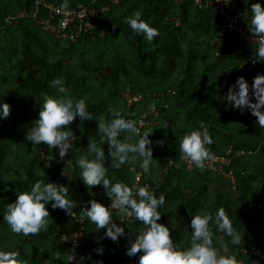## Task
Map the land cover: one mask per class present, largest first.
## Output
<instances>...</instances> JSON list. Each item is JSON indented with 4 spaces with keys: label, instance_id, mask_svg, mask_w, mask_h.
<instances>
[{
    "label": "trees",
    "instance_id": "1",
    "mask_svg": "<svg viewBox=\"0 0 264 264\" xmlns=\"http://www.w3.org/2000/svg\"><path fill=\"white\" fill-rule=\"evenodd\" d=\"M33 1L34 0H29L27 2V8L25 7L31 13L35 9L33 7ZM49 1L57 5H61L62 3V0ZM5 2L4 0H0V14H4L5 12V10H3L7 7L4 4ZM78 4L102 6L110 4V0H69V7ZM136 11H139L142 18L148 21L151 26L158 29L160 36L152 43H148L143 35L133 34L131 28L123 22L125 17L131 16ZM13 12L6 14V16L14 15L15 13ZM4 18L0 21V26L4 29L25 20H20L18 23H13L11 25H5ZM176 18L182 20L181 25H174L172 20ZM93 22L98 28L97 32H103L104 35L99 36L98 33H96L88 44L87 39H84V44L81 45L83 49L79 48V45L74 43L69 46L58 39L55 41L57 44L56 50L59 54L71 58L70 53L77 52L79 54L78 62L70 60L67 64L60 65L57 61H50L52 60L51 52H41L40 50L42 49V51H44V49H49L50 45L45 42V39L38 37L37 40L38 42L41 41L42 45H40V49H38L41 53L39 59H37V62H39L37 67H29L24 73L20 74V71H18L17 74H19V77L15 81L5 80L1 82L0 80V99H4L3 102L7 101V99H5L6 86L10 87L12 84L23 90L21 92H19V90L16 91L12 86L14 90L13 95L18 98H24V100H27V96L24 93L25 90L35 89L44 96H56L58 95V92L54 91L56 88L52 87L50 89L45 83L47 82L46 77L43 76L51 72L56 73V77L61 78L64 85L67 83L72 85L73 89L69 90L70 95L77 99L84 98L86 100L88 105L87 110L91 112L94 117V120L84 121L81 129L79 118L73 122L74 125L69 126L78 144L76 146L77 149V147L82 148L81 143L85 142L83 138L85 134L84 129L87 130L91 122L95 123V119L101 116L106 120L112 118L108 112L109 107L124 112L126 118L133 119L137 122L138 127L139 119L149 109V103L151 99L154 98L153 94L157 92L158 94H163L164 96L160 101H157L156 96L158 94H155L157 102L156 108L159 110V115L154 116V118L157 119L161 116L163 108L166 105L168 106V115L173 111L172 109H174V112L177 110L178 115L175 116V118L173 117V119L166 118L168 125L170 126L171 124L170 127L166 128V131L165 129L153 130L152 134L149 136V139L153 141L152 146L156 157L155 161H157V163L160 161L158 164L160 167H153L152 165L151 174H145L136 163L133 169L140 170L139 172L142 174V181L139 182L137 187L144 186L145 184L153 188L159 187L161 181L168 177L167 173L164 171L166 166L168 167L171 162L175 163L181 159L179 143L183 134L182 132L188 131V129L192 130L197 127L199 121H204L209 127L210 135L213 137L214 143L210 147L216 157H225L227 152H231V163L226 170L232 172L234 181L222 172H215L207 168L200 170L194 167L192 171H186L185 166H181V169L178 168L179 170L174 168L173 170H176L178 173L177 180L165 182L161 188V190H163L162 193L166 195L169 194L170 191L166 190L168 189L166 185L169 187L171 186L173 191H175L178 186L181 187L180 184H183L188 191L186 190V192H184L180 190L181 197L174 198L169 196L168 199L177 200L180 204H176L171 209L164 208V212L166 214H173V208H176L174 214L179 220L182 217L181 214L184 212H186L187 215H196L202 212L214 215L217 210L214 208L216 194H219L223 201L220 208L225 209L231 221L236 220L238 214L247 213L249 217L250 214L254 213V217L258 222H263V205L258 206L256 213L255 211L252 212L251 210H247L244 205L249 201V197L256 193L264 200V131H261V128L256 122V118L252 116L248 110L244 111V115H236L233 108L222 99L226 96L229 83L232 85L235 84L238 77H244L247 81V78L251 77L254 79L258 74L264 75V62L256 61V45L247 44L237 36L224 33L222 20L216 11L211 8L198 9L194 5L193 0H120L118 4H111L110 10L106 14L95 18ZM197 25L201 28L198 29ZM38 28L44 32L43 29L40 27ZM22 34H24L21 39L22 45L26 44L27 52L30 53V51H28L29 41L26 42V38L37 33L33 32V28L25 27V29H22ZM118 35L126 40L134 52L133 56L129 55L121 48L119 44L120 41L118 42L117 39ZM53 37L54 36H49L51 39H54ZM87 38L90 39L91 36ZM216 38H218L216 40L217 42L212 44ZM17 39L18 37L13 36L3 41L9 44L14 43ZM30 40H32V38ZM32 41L35 43V40ZM166 46V53L162 55L163 63H161V61L157 62L156 59H160L158 56L161 55L159 51L160 48ZM214 50H219L220 52L222 50L224 52L215 59H212L209 56L210 53L208 54L207 52H214ZM53 54L56 55L54 52ZM34 55L38 56L39 54L35 53ZM28 56L26 57L27 59ZM15 57H17V54H15ZM251 61L256 62L257 65L255 68H241L243 62L250 63ZM181 65H183V75L174 79L170 78V72L181 68ZM68 79L72 81H67ZM192 80H197L200 83L192 87V85L188 84V81ZM128 90L132 93L142 94L144 100L135 106L128 107L123 97L124 93ZM171 90H174L176 93L174 95L171 94L169 92ZM53 91L55 93L54 95H52ZM120 98L123 99L122 102ZM180 98L185 100L182 102V105L178 106L177 101ZM42 102L41 105L37 106L36 111L26 112V109H18L15 110L14 113H10L8 119L12 116H16L21 121V123H19L21 126L17 127L20 129V132L21 129H24L20 136L18 133L14 138L10 134L7 135L5 132L1 135V137L6 138L5 141H2V144L5 146V151L7 150L8 153H11V150L13 151L12 148L15 147L19 150V152L14 150L17 153H12L13 161L15 163L26 161L29 166V169H26L29 170V172L25 174L21 171L22 168H20V166L14 168L15 165H11V163L5 159L6 154H0V196L4 198V200L0 201L1 214L5 209L4 201L8 203L11 198H14L13 196L16 195V192L19 194L18 191L15 192L16 188L10 186L11 183L9 179H12V181L16 179L14 174H21V176L19 175L18 177L21 182L26 179L29 180L30 177L37 181L39 178H42L41 173H38L37 161L33 158L35 152L33 149L28 151L29 143L24 137L27 130L30 129L38 119L39 108L42 106ZM118 102H121L123 106ZM252 102H255L254 98ZM126 111H128V115ZM150 118L152 117H149V119ZM75 123H80V125L76 126ZM146 129L147 127L142 129L141 132ZM235 129L237 131H235ZM160 130H163V133H157V131ZM155 134H157V136H155ZM85 135H88L87 132ZM240 136H243L245 139L242 140ZM171 137L176 138L178 143L172 144L169 142L168 139ZM160 140L164 141L162 146L156 143V141ZM43 146L49 156L54 155L53 152L55 149L49 151L46 145ZM238 152L243 153V155H239ZM40 154L41 151H39V158L41 156ZM73 154L72 151L68 153L67 161L71 159ZM3 162H6V164L4 165ZM54 166L61 168L62 166H69V164L67 165V162L61 164L57 163ZM129 167L132 166L129 165ZM40 168L42 169V166ZM48 170L49 169H46L45 171ZM184 173L188 175L187 178H184ZM129 175L133 177V173ZM129 175L126 178L128 179L127 184L133 186L134 182L132 183V181H134V178H132L131 181ZM46 179L49 181V175ZM62 180H64L63 183H61V179H53L50 180V182L61 183L65 186L71 184L70 182H66L64 178ZM211 186H213V189L210 188ZM79 188L80 191L83 190L82 192H84V185H81ZM202 188L205 189L202 199L205 200L206 203L210 201L214 202L208 205L203 202L201 208L187 211L185 209V203L181 202L197 194ZM213 194L214 199L212 198L213 200H211L210 197L211 195L213 196ZM181 198H183V200H180ZM73 199L76 201V194L73 195ZM87 199L90 201L89 198H85L83 203L88 204ZM97 201L104 204L106 207L110 204V201L104 202L103 198H99ZM236 201H238V203H235ZM234 203L235 206H233ZM79 208L80 207L76 205V207L72 209L71 214L68 215L64 210H53L51 206H48L51 215L50 221L54 220V218L56 219L54 222L49 223L48 230L46 231L49 234L47 236H42V239H52L54 246L51 252L59 251L61 253V261H56L55 264H66L64 260L66 254L74 253L78 258L85 257V255H83L86 240L85 234L90 227L89 221L85 217L83 224L78 223L77 218H80ZM115 211L116 210H113V212ZM73 214H75V217ZM173 220L174 217L166 221L172 233L175 232L178 226L183 228L186 226L181 223L180 225L176 224ZM81 227H83V236L78 240V246L62 241V236L65 233L80 230ZM213 231L215 233L214 245L220 247L217 240L219 234L223 233L217 231L215 227H213ZM12 236L14 239L20 237L12 234L6 224L0 225V242H6L9 237ZM189 239L190 238H184L175 242L181 244L187 242ZM224 239L227 242L228 238L224 236ZM248 245L249 247L253 245L258 247L262 246L258 240H248L239 246L229 244L230 254L235 255L242 264H252L254 258H247L241 253L242 248ZM262 248H264V246H262ZM112 249H114V247ZM50 253L45 255L47 259L50 258ZM24 258L28 264L31 260H34L31 255L30 257L28 255L24 256ZM115 259L121 264H124V262L126 263V260L123 258L115 257ZM31 263L32 262H30V264ZM40 263H42V260L38 259L33 261V264ZM42 264H46V262L43 261ZM73 264L76 263L73 261ZM258 264H264V260L262 263Z\"/></svg>",
    "mask_w": 264,
    "mask_h": 264
},
{
    "label": "clouds",
    "instance_id": "2",
    "mask_svg": "<svg viewBox=\"0 0 264 264\" xmlns=\"http://www.w3.org/2000/svg\"><path fill=\"white\" fill-rule=\"evenodd\" d=\"M244 3H249V0H244ZM60 10L70 14L69 0H62ZM250 13L248 30L255 37L256 61L264 62V7L259 2L252 3ZM123 22L131 28L133 34L143 35L148 43H152L160 36L158 29L143 19L139 11L125 17ZM50 85L57 89L58 95L44 96L38 119L27 130L25 139L32 146L43 144L49 151L56 149V156L63 159L70 150L73 152L80 149L74 148V133L69 126L79 118L81 129L84 121L94 120V117L87 110L86 100L70 95L61 78L53 79ZM222 99L230 107L240 110L241 114L248 110L256 118L261 131H264V75L258 74L251 87L244 77H238L235 84L228 87L227 94ZM108 112L112 117L110 120H106L103 116L95 119L98 141L89 139L87 148H84L87 155L81 154L76 159L75 167L79 169L80 181L87 187L88 192L99 186L103 189L104 195L110 199V204L106 207L96 199H92L88 201V207L80 208V216L86 217L94 224L98 232L104 230V237L113 242L126 236L125 227L121 226L125 224L118 225L114 222V217H119V221L134 217L140 222L141 227L134 235L135 239L129 240L126 254L135 257L140 253L138 264H242L235 255L230 254L229 244L234 246L244 244L243 236L234 229L224 208H218L214 215L202 212L191 216L190 225L185 227L191 228L190 239L177 244L170 228L158 223L162 216L161 209L166 204L165 195L161 193L157 197L149 190L147 184L140 187L129 186L125 182L116 181L109 174L110 168L120 169L126 164L135 168L137 161L143 173L151 174L154 159L153 141L149 139L153 130L146 129L141 132L137 122L126 118V114L119 109L109 107ZM9 116L10 105L5 102L0 103V121ZM167 127L168 125L165 124L164 128ZM105 143L109 150L108 155L111 157L109 167H105V151L104 147L100 146ZM156 143L162 146L164 141L160 140ZM213 143L208 125L204 121H199L197 127L185 133L180 139V157L187 159L196 169L202 170L206 162L217 159L210 147ZM44 167H50V164L45 163ZM39 172L44 174L38 166ZM62 175L66 176L64 171ZM49 205L53 210L61 209L70 215L77 202L72 195L70 198L68 186L38 180L31 185L30 190L19 194L16 192V200L5 206L3 222L12 234L23 237L37 236L48 230L51 220ZM213 227L228 238L220 247L214 245ZM96 252L98 255H103L104 249L99 247ZM50 254L46 264L61 261L59 251ZM64 260L66 264H73V261H76V264H84L85 257L77 260L73 253L66 254ZM0 264H26V260L18 251L0 249ZM93 264H103V262H93Z\"/></svg>",
    "mask_w": 264,
    "mask_h": 264
},
{
    "label": "rangeland",
    "instance_id": "3",
    "mask_svg": "<svg viewBox=\"0 0 264 264\" xmlns=\"http://www.w3.org/2000/svg\"><path fill=\"white\" fill-rule=\"evenodd\" d=\"M4 1H6L4 4L7 7H6V9H3V10H5L4 14H0V21H2L4 17H6V14H8V13L10 14L13 11H14L13 13L16 14V13H19V12H24L26 10V12L28 14V17L25 16L23 18V19H25L23 22H20L18 24H14V25L10 26L7 29L1 28V26H0V68H1L0 69V77H1L0 80H1V82H4L5 80L15 81L16 79H18L19 74L20 73H24L26 71V69H28L29 67H37V64L39 63V62H37V59H39L41 52H51V56H52L51 59L52 60H50V61H57L60 65H65L68 62H70V60L77 61L78 62L79 54L77 52H71L70 53V57L71 58H67L64 55L59 54L57 52V50H56V46H57V44L55 42V41H57L56 36L53 35L50 32L48 33V31L45 32L43 30L45 32L44 33V32H42L38 28L39 26L37 27V24H36L34 18L31 17L33 15V12L31 13V12H29L28 9H26L27 8V5H28L27 2L29 0H4ZM256 2L261 3L262 0H249V3H244V0H239V9H240V12L242 14V18L244 19V21H246L248 19V17L251 15V13H250L251 4L252 3H256ZM240 3H241V6H240ZM27 18H30V19H27ZM25 27H29L31 29L33 28V32L34 33H37L35 35H30L29 37L26 38V42L29 41L28 51H30V53L27 52L26 44H23L22 45V41H21L22 36L24 35V34H22V29H25ZM48 35L51 36V37L54 36L53 37L54 39L49 38ZM13 36L18 37V39L14 43H9L8 44V43H5L3 41L4 39H8V38H11ZM38 37H42L43 39H45L46 40L45 42L48 45H50V48L49 49H44V51H42V49L39 48V46L42 45V42L41 41L38 42V40H37ZM31 38H32V40H35V43H34V41L30 40ZM93 38H94V36H91L90 39H88L87 37H81L80 40L77 43H74V44L79 45V48L83 49L81 45L84 44V39L85 40L87 39V44H88L90 42V40H92ZM117 39H118V42L120 41L119 44H120L121 48L126 53H128L131 56H133V53L134 52L132 51L131 47L128 45V43L126 42V40L123 37H121L120 35H118V38ZM216 40H217V38L214 39V41L212 42V44H215L217 42ZM70 45L71 44H69V46ZM38 49H40L41 52L38 51ZM166 49H167V46L160 48V50L158 49L160 51V53H161V55H159L158 57L161 60L160 59H156L157 62L158 61H161V63H163L162 62V59H163L162 55L164 53H166ZM53 52L56 53V55H54ZM223 52L224 51H222V50H221V52L219 50H214V52L209 51L207 53L208 54L210 53L209 56L212 59H215L218 55H221ZM35 53H37L39 55L38 56H35L34 55ZM15 54H17V57H15ZM32 54H33V56H32ZM27 56H28V59L26 58ZM41 56H42V54H41ZM58 56H60V57H58ZM195 60H197V59H195ZM50 63H52V62H50ZM180 67L181 68H178L177 70H174L173 72H170V78H173L174 79V78L181 77V75H183V73H182L183 72V65H181ZM18 71H20L19 74H17ZM47 73H49V72H47ZM55 74L56 73L51 72L49 74H44L43 75V76L46 77L47 82H45V83H46V85L50 89L52 88V86L50 85V81H52L53 79L57 78ZM183 78H182V80H183ZM250 80H251V77L250 78H247V82H248L249 86H251V84L253 82V81H251V83H250L249 82ZM67 81H72V80L68 79ZM197 83H200V82L197 81V80L188 81V84L192 85V87L196 86ZM230 85H232V84L229 83V85L227 86V91H228V87ZM12 86H13L14 89H16V91H18V90H19V92L23 91L22 88H20L18 86H15L13 84H12ZM12 86H10V87L9 86H6L7 87L6 88L7 90H6V98H5V99H7V101H5V103H7V104L10 105V113L11 112L14 113V111L15 110H18V109H26V112H28V111H30V112L32 111L33 112V111H36L38 105H41V102L43 101L44 95L43 94H40L37 90H35V89L34 90H25L24 93L27 96V100L26 99L24 100V98L23 99L22 98H18V97H16V96L13 95L14 90L12 89ZM64 86L67 89H69V90H72L73 89L72 85L69 84V83H67ZM199 86H201V85H199ZM54 91L57 92V89H54ZM54 91L52 92V95L55 94ZM127 92H130V91L128 90ZM127 92L124 93L123 97H125V94ZM10 93H11V95H10ZM155 94H158V92L155 93ZM155 94H153V97L154 98H152L151 101H150V103H149V109L147 110V112L145 114H143L141 116L142 119L140 118L138 123H141V121H143L144 123H147V124H145L144 127H142V129H144L145 127H147V129H152V130L165 129V131H166V128H164V125L165 124L168 125V121L166 120V118L168 117V118L173 119V117L175 118V116L178 115V112H177L176 109H175L176 110L175 112H174V109H172L173 111H171L169 113V115H168V113H167L168 106L166 105L163 108V112H162V114L160 116L161 118L159 117V118L155 119L154 116L159 112V110L156 108V103L157 102H156V99H155ZM178 94H179V92H178ZM156 98H158V96ZM120 99H121V102H122L123 99L122 98H120ZM184 100L185 99H181V98L178 99V101H177L178 106L182 105V102ZM3 101H4V99H0V103H3ZM121 102H118V103H120V105L123 106V104ZM28 103H29V105H28ZM233 111L236 113V115H240L241 114L240 110H238L236 108H233ZM126 112H127V115H128V111H126ZM244 113L245 112H243L242 115H244ZM145 117H146V120H145ZM149 117H152V118L149 119ZM94 122L95 123H92L91 122L88 125V130L89 131H87V134L92 133L91 131H94V132L97 131V122L96 121H94ZM19 123H21V121L16 116H12L10 119L7 118V119H4L3 121H0V154L1 155H5L6 154L5 155V159H7L9 161V163H11V165H15L14 168H17V167L20 166V168H22L21 171L26 174V173L29 172V170H26L27 168H29L28 163L26 161L25 162H19L20 164L18 162L15 163L13 161L12 153H17L14 150H16L18 152H19V150L15 147V148H12L13 151L11 150V153L10 152L8 153L7 150L5 151V146H4V144H2L3 143L2 141H5L6 138L1 137V135L4 132L7 135L10 134L14 138L17 136L18 133H19V136H20L23 133L22 131L24 129H21V132L19 131L20 129L17 128V127L21 126ZM75 125L76 126L77 125H80V123H75ZM70 126H72V125H70ZM170 126H171V124H170ZM170 126L168 125V127H170ZM170 130H172V129H170ZM189 131H191V130L188 129V131L182 132L183 134H182L181 138L183 137V135L185 133H187ZM235 131H237V130L235 129ZM84 132L86 134V129H84ZM157 133H163V130L162 131L161 130L160 131H157ZM85 134L83 135V138L84 139H85ZM155 136H157V134H155ZM24 137H25V134H24ZM240 138L242 140L245 139L243 136H240ZM168 140L172 144L178 143V141L176 140V138H173V137H171ZM28 143H29L28 151L31 150V149H33L34 152H35V156L33 158L36 159L37 164H38L37 166H40V167L42 166V170L43 171L46 170V169H49L50 170L49 181L46 179V177H47L46 175L41 174L43 176V179H44V182L45 183L50 182V180H53V179L54 180L59 179V177H60V171L59 170H61V173L63 171L65 172V174H68L69 173V170H71L72 166H62L61 168L60 167H55L54 165L50 164L46 160V158H44L41 154H40L41 156L39 158V151H46V149L44 148L43 145L32 146V144L30 142H28ZM73 144H74V148H76L75 147V144L78 145L77 142H76V140L74 138H73ZM77 149H79V148H77ZM56 152H57V150L55 149L54 150V153L56 154ZM69 152H71V150ZM76 152L79 153V156L81 154H84L85 155V153L82 150H76ZM230 154H231L230 151L227 152V155L225 157L227 159H231ZM67 155L68 154H66V156L62 159L64 161L63 163H66L67 162ZM239 155H243V153H239ZM153 159H154L153 166L157 164L155 167H160V165H158L160 161H158V163H156L155 162V157H153ZM3 163H4V165L6 164V162H3ZM45 163H49L50 164V167L45 168L44 167ZM172 166H174V167H172ZM181 166H185V170L186 171H192L193 168H194V167H189V165L186 163V159H180V160H178L175 163L171 162V164L168 167L166 166V168H165L164 171L165 172L166 171L167 172L173 171L174 168H176V170H179L178 168L181 169ZM221 166L222 165H220L219 163H217V168H218L217 171L218 172L221 169ZM139 171L140 170H134L132 168L128 172L129 174L133 173V177H132V175H131V177L129 175V177H130V180L131 181H132V178H134V181H132V183L134 182L133 185H135V186H138V184H139V183H137V180H136V177L140 173ZM213 171H215V170H213ZM40 173H42V172H40ZM14 175L16 176V179L13 180V181H12V179H9L10 180V183L12 185L15 184V183H22L21 181H19V178H18L19 175L21 176V174H19V175L14 174ZM187 177H188V175L184 173V178H187ZM39 179H41V178H39ZM27 180L28 179H26V181ZM72 180H74V182L77 181L76 179H72ZM72 180L70 182L71 184L68 185V186L70 188V195L73 196L74 194L77 193L78 189H80V188H79L78 184L73 183ZM34 181L37 182V180H34ZM141 181H142V177H141ZM16 189H18V188L16 187ZM0 197L3 198V196H0ZM13 197L16 199V195H14ZM129 219H132V217H127V218H124L123 220L126 221V220H129ZM240 235H243V234H240ZM252 244H253V242H252ZM248 247H249V245L248 246H244L242 249H247ZM76 259L78 260L79 258L76 257ZM257 261L262 262L259 258H256V259L254 258L252 260V262H254V263L257 262ZM74 262L76 263V261H74Z\"/></svg>",
    "mask_w": 264,
    "mask_h": 264
},
{
    "label": "crops",
    "instance_id": "4",
    "mask_svg": "<svg viewBox=\"0 0 264 264\" xmlns=\"http://www.w3.org/2000/svg\"><path fill=\"white\" fill-rule=\"evenodd\" d=\"M240 6H241V3H240ZM197 27H198V29L201 28L198 25H197ZM73 124L74 123H72L71 125H73ZM87 131H89V130L87 129L86 132ZM91 132L92 133L85 135V139H84L85 142L81 143L82 148L77 147V148H80L79 150H82L85 153V155H87L85 149L87 148V145L90 142L89 139L98 141V137L96 136V132H94V131H91ZM84 144H86V145H84ZM76 146L77 145L75 144V147ZM100 146L104 147V151H105V156H106L105 167H109L110 163H111V157L108 155L109 150L107 147V143H105L104 145H100ZM73 153L74 154L71 157V159H69L67 161V165L69 164V166H72L71 170H69V173L66 174V176L62 175V173L60 171V177L58 180L61 179V183H63L64 182V180H62L63 178L66 179V182H71L72 179H76L77 181H75V182H74V180H72V181H73V183L78 184V186L80 187L81 185H84V184L82 183V181H80L79 169L75 167V162H76V159L79 157V153L76 152V150H74ZM153 157H155L154 152H153ZM155 162L157 163V161H155ZM137 164L139 165V161H137ZM155 166H153V167H155ZM132 168L133 167H129V165H127V164L123 165L120 169L110 168L109 174L111 176H113L116 181H122V182L128 183V179H126V178L129 175L128 172ZM27 169H29V168H27ZM49 172H50L49 170L48 171L44 170V175H46V176L50 175ZM166 173H167L168 177L165 180L161 181L159 187L153 188V187L148 185L149 190L154 192L157 197L163 192V190H161V188L165 182H168L170 180L171 181L177 180L178 173L176 170H173L171 172L166 171ZM41 174H43V173H41ZM39 180L44 181L43 176ZM34 183H35L34 180L30 177V179L27 181L25 180V181H22V183H15L13 185L11 184L12 186L11 185L10 186L12 188L17 187L18 189H16V191H18V193H19L22 191L30 190L31 185H33ZM175 184H177V183H175ZM180 185H181V187L178 186L175 191H173L171 186L169 187L168 185H166V187L168 188L166 190H168L170 192L168 195L164 194L165 198H166V204L161 209L162 216H161L160 221H158V223H161V224H164L165 226H167V223H166L167 219H172L174 217V220H173L174 223H176V224L179 223V225H180V223L186 225V226H184V228L178 226V228H176L175 232L172 233L173 239H175L174 241H179V240L184 239V238H190L191 228L188 227V229H187L185 227L190 225L191 216L195 215V214L194 215L193 214L187 215L186 212H184L183 214H181L182 217L179 220L178 217L175 216V214H174L176 208H173L174 209L173 214H171V213L166 214L164 212V208L165 209H171L176 204H180V202H178L177 200L168 199L169 196L174 197V198L181 197L182 195L179 192L180 190H183L184 192H186V190H187L186 186H184L183 184H180ZM84 188H85L84 192H82L83 190L80 191V189H78V191L76 193V202L80 208H84V207L89 206V204L83 203L85 198H89V200H92V199L97 200L99 198H103L104 202L110 201V199L106 195H104L103 189L100 188L99 186L92 188V190L89 192H88V189L85 185H84ZM210 188L213 189V186H211ZM204 190L205 189L202 188L201 190L198 191L197 194H195L192 197L187 198V200H184L181 202V203H185V209L187 211H191L193 209H199L202 207L203 202L206 203V201L202 199ZM216 195L217 196H216L214 208L218 209L222 206L223 201H222V198L219 194H216ZM213 197H214V194H213V196L211 195V197H210L211 200L214 199ZM261 198H260L259 194H257V193L254 195H251L249 197V201L247 202L246 205H244V207H246L247 210H249V211L251 210L252 212L255 211V213H256V210H257L259 205H263V207H264V200ZM1 200H4V198L0 197V201ZM15 200H16L15 198H11V200L8 201V203H7V201H4L5 206L7 204L13 203ZM180 200H183V198H181ZM87 201H88V199H87ZM212 202H214V201L207 202L206 204L208 205ZM247 215H248L247 213L238 214L237 219L231 221L234 229L237 232H239L240 234H243L241 236H243L242 239L244 242H246L248 240H251V241L258 240V241H260L262 246H264V221L258 222V220L254 217V213L250 214L249 217ZM2 216H3V213L2 214L0 213V225L6 224L3 222ZM50 219H51V215H50ZM55 219L56 218H54V220H52L50 222H54ZM118 219H120V218L114 217V222H116L118 225H120L121 223L125 224V225H121V226L125 227L126 236L120 238L117 242H113L111 239L104 237V230H101L100 232H98L95 225L89 222L90 228L87 229V232L85 234L86 235L85 246H84L85 250L83 251V255H85L84 264H93V262H99V261H102L103 264H121V263H119V261L116 260L117 258L115 259V257L125 259L127 264H138V259H139L140 253H138L135 257H129L126 254V251H127L129 240L135 239L134 235L137 233L139 226L141 227L140 222L136 221L134 219V217H132V219L126 220L125 222L123 219H121V221H119ZM48 234H49L48 232L43 231L37 236H28V237L20 236L19 238L16 237L15 239L12 236V237H9V239L6 242H0V249H2L4 251H18L21 257L27 256V255L30 257V255H31V257L33 256L34 260L39 259V260H42V263H43V261L46 262V260H48L45 255L47 253H50L52 251L53 246H54V242L52 239H48V240H46L47 238L42 239V236H47ZM7 236H8V233H7ZM217 243L220 246L226 243L223 234H219ZM99 247H102L104 249L103 255L97 254L96 249ZM113 247H114V249H112ZM88 257H91V259H88ZM34 260L30 261V262H32L31 264H33ZM30 262H29V264H30ZM42 263H40V264H42ZM126 263L124 262V264H126ZM26 264H28L27 261H26Z\"/></svg>",
    "mask_w": 264,
    "mask_h": 264
},
{
    "label": "built area",
    "instance_id": "5",
    "mask_svg": "<svg viewBox=\"0 0 264 264\" xmlns=\"http://www.w3.org/2000/svg\"><path fill=\"white\" fill-rule=\"evenodd\" d=\"M120 0H110V4L102 6H92L85 4H78L73 7H69L68 12L60 10V5L54 4L49 0H34L32 17L34 18L37 26H39L44 31H48L56 36L57 39L61 40L63 43L69 45L72 43H77L81 37L95 36L98 33L99 36H103V32H97V26L93 22L95 18L106 14L110 10L111 4H118ZM194 5L198 9H213L220 16L222 20L223 32L229 35L237 36L240 40L247 44L255 45V37L248 30V24L250 16L246 21L242 18V14L239 9V0H193ZM262 7H264V0L261 2ZM28 17L26 10L24 12H19L14 15H8L4 19L5 25H11L13 23H18L20 20H23L24 17ZM30 16V15H29ZM175 26L182 24L180 18L172 20ZM63 23V26H61ZM256 62L251 61L250 63L243 62L241 68L253 69L256 67ZM253 79L249 81L251 83ZM171 94H175L174 90L169 91ZM157 101H160L164 96L163 94L157 95ZM156 96V97H157ZM125 103L128 107L135 106L136 104L144 100V96L140 93L127 92L124 97ZM159 112L155 115L158 116ZM148 117V116H147ZM142 119V118H141ZM146 120V117H145ZM143 121L139 123L138 128L141 130L145 126ZM149 124V123H148ZM54 155L49 156L47 151H41V155L46 159H51L50 164L56 165L57 163L61 164L64 161L53 152ZM186 163L189 167H195L191 165L186 159ZM217 163L221 166L219 172L224 173L226 176L234 181L232 177V172H228L226 169L231 163V159L226 157H217L213 162H206L205 168L210 170L217 171ZM141 172L136 177L137 183L141 181ZM75 217V214H73ZM78 223L83 224L84 218L80 216L77 218ZM83 227L80 230L73 232H67L62 236V241L68 242L72 245L78 246V240L83 236L82 234ZM242 255L247 258H259L262 262L264 260V248L253 245L247 249L241 250ZM255 262V263H262ZM252 262V264H255Z\"/></svg>",
    "mask_w": 264,
    "mask_h": 264
}]
</instances>
